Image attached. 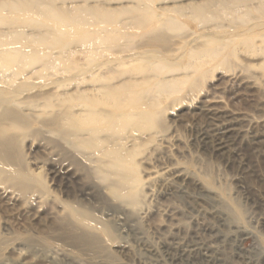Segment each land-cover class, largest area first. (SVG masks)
I'll use <instances>...</instances> for the list:
<instances>
[{
    "label": "bare ground",
    "instance_id": "bare-ground-1",
    "mask_svg": "<svg viewBox=\"0 0 264 264\" xmlns=\"http://www.w3.org/2000/svg\"><path fill=\"white\" fill-rule=\"evenodd\" d=\"M98 1L90 2V4L88 0H0V185L5 190L12 191V195L7 198L15 202L14 205L20 199L28 205H32L36 198H44L48 203L52 202L51 208L56 210L54 219L62 225L61 232L63 231L62 237L56 238V240L63 246L70 247L71 249H67L68 251L73 252V249L77 251L81 249L80 247H85L86 250H89L88 253L91 251L93 258L102 256L107 262L128 264L115 256L116 250L113 246L118 245L119 250L124 249L125 246L122 245L123 242H120L122 237L118 234L116 222L107 219L103 209L106 205L107 212L111 211L126 217L124 220L128 223H145L148 213L153 211L150 206V197L154 194L153 192L160 193L159 189L163 185L178 184L174 178L157 172L155 184H153L154 189L150 194L142 177L141 165L143 164H141L142 159L140 161V157L143 156L149 145L157 141L158 133L164 132L167 127V125L165 126V120H163L165 118L163 112L161 113L160 110L161 97L165 96L167 99L169 96L173 99L174 94H178L184 85L186 87L189 80L185 75V78L172 76L170 78H159L157 74L160 72L161 75L165 70L162 68L167 64L169 65L166 61L168 58L165 59L166 53L171 51L172 46H174V38H171L172 35L169 37L170 34L164 33L165 29L171 28L172 31L177 30V28L181 29L178 20L173 17L162 21L160 19L159 26L156 25L158 23L153 24L155 26V29H153L151 21H155L154 17L156 19L158 13L153 11L152 0H129L131 5H125L122 8H112L107 3H98ZM245 1L247 0H211L206 3L191 4L189 9L195 18L207 22L215 17H222L224 13L227 16V12L231 14V11L233 13L239 11L240 6L243 4L241 2ZM246 3L245 5L248 6ZM238 4L240 6H237ZM248 9L249 12H253L254 6L252 10L249 7ZM256 9L258 15H264V4L258 5ZM181 12L184 13L182 10ZM250 17L248 13H240L237 20L244 26L251 19ZM234 20L232 22L235 25L239 24ZM260 20L257 21L263 22L262 18ZM149 21L151 22V29L154 31L153 34H150V36L147 32L145 35H149V37L141 35L142 45L135 44L133 42L135 41L134 37L138 38L139 34L137 36L134 30L139 29L138 27ZM241 24L240 26H242ZM245 28L244 31L247 29ZM263 28V23H258L255 26V29H258L257 31L261 33L264 32ZM161 29L165 31L163 32ZM140 30L138 33L141 34ZM251 32H253V29ZM212 35L215 37L214 33ZM254 36L253 38H255ZM74 37L78 38L76 44L72 43ZM260 37L261 44L258 47L264 52V33L260 34ZM245 38L243 45L249 47L250 40L247 39V36ZM231 42L232 44L235 43V39ZM209 43L212 45L213 40H209ZM209 43L203 46L206 47ZM218 43L216 41L215 44ZM221 43H223V40ZM215 44L213 46L208 45L210 47L207 46L206 49L199 52H197V49L196 53L189 56L191 58L199 57L201 60V56L218 57L222 50L218 48L219 46L214 47ZM225 46L227 48L232 45ZM137 47H147V49L151 48L153 50L146 49L143 52H137ZM120 49L121 53L119 54L123 55L114 56ZM133 49L137 53L132 51ZM229 49L231 48L229 47ZM130 50L133 52L132 54H129ZM112 51L115 53L113 56L104 61L100 60V57L106 56L108 52ZM126 51L129 52L124 55ZM80 54L86 55V62H80L78 58ZM223 54L225 53L222 52L220 55ZM161 57L165 61L163 66L152 67L153 64L150 65V63L136 66V72L143 74L142 77L140 76L141 78L138 77L139 75L134 76V70H129L128 65H124L127 69H122L121 66V71H119V68L118 70L114 69L115 66L129 63L126 61L127 58L128 60L137 59L140 61L144 59L147 62L157 59L160 62L162 61V59L159 60ZM215 57L213 58L214 62ZM207 58L204 57L206 61L212 59L211 57ZM228 59L227 61H229ZM193 65L192 62L190 67ZM201 66L202 64L198 67L194 66V70L199 72ZM104 69L108 72H103ZM151 71L157 74L155 77L151 75L154 79L149 75H144V73ZM170 71H172V67ZM197 81H190L192 91L199 88L200 83ZM178 97H180L179 94ZM162 102L164 105L165 101ZM214 115H217V112ZM213 117L215 118V116ZM214 118L212 119L214 120ZM216 119L219 120V117ZM35 125H38V127L36 128ZM28 136L44 137L46 140L51 162L49 176L43 171L37 172L32 169L22 146L24 145L22 144L23 139ZM200 136L202 138L206 137L205 134H200ZM158 146L156 145L152 151L155 150L154 152H156L160 148ZM56 160H59V165L54 164ZM58 174H61L63 178L69 176V178L74 179L75 186L73 190H69L66 185H63L61 192L58 193L54 186ZM181 182H183L182 188H184L183 185L193 184L201 195L205 196L208 193V187L197 180H189L188 177H185ZM205 183L210 184V180L206 178ZM181 191L183 192L182 189ZM17 194L19 196H15ZM64 196L68 199H64ZM97 199L100 200L99 202L105 203L104 206L101 205L103 209L94 206L95 203L93 204V202ZM55 205L61 206V209L57 210ZM190 209L193 212L196 211L194 207ZM231 209L233 210L232 207ZM236 210L241 217L240 220H243L242 214L244 212L242 213L239 207ZM189 211L188 213H190ZM166 214L168 218L173 216H171V213L168 214V211ZM193 216L188 217L189 221L184 223L170 224L166 227L168 229L166 234L169 233L173 239L180 233H186L191 238H195L197 231L203 233L213 231L211 227L209 228V224L198 223ZM2 228L3 225L0 224V240L3 238ZM58 228L55 227L54 223L50 230L55 231ZM161 228L157 229L156 227L155 229L162 230ZM241 228L243 229V227H236V232ZM246 228L244 227L243 230H247ZM212 234L215 235L216 232H212ZM184 236L186 237V235ZM165 241L163 245L175 249L173 243H167L169 240ZM170 242L172 241L170 240ZM195 244L198 247L194 248L193 251L190 249L189 254H198L204 257L207 254L209 256L210 251L215 252L213 246L211 248L209 245L204 247L203 244L201 246L200 243ZM152 246L154 245L152 244ZM177 246L176 248H180L181 252L185 253L187 251L183 249L185 245L178 243ZM62 251L66 253V250ZM177 251L174 252L177 253ZM165 252H168V248L167 251L165 249ZM6 253L7 250L2 248L0 241V261ZM60 255V253L51 252L47 255V258L49 260L60 259L58 257ZM86 255L88 254L86 253ZM73 257L68 258L72 259ZM133 259L136 260L135 257Z\"/></svg>",
    "mask_w": 264,
    "mask_h": 264
},
{
    "label": "rangeland",
    "instance_id": "rangeland-1",
    "mask_svg": "<svg viewBox=\"0 0 264 264\" xmlns=\"http://www.w3.org/2000/svg\"><path fill=\"white\" fill-rule=\"evenodd\" d=\"M96 1L98 0H88L89 3H94ZM208 1L211 0H152L151 6H154L153 11L158 13L156 15L158 20L154 17L155 21H151L152 24L150 21L145 22L141 25L143 28H140V26L138 27L139 29L134 30L137 36L139 34V37L137 38L135 36V41L133 42L142 45V39H140L142 38L141 35H145L147 32L149 35H152L154 31L151 29V26L156 23H158L156 25L159 26L160 19L162 21L173 17L175 20H178L177 22L179 25L181 24L179 26L181 29L177 28V30L172 31L173 29L170 30L171 28H168V30L166 28L165 30H168V33L164 29H161L163 32L165 31L164 33L170 34L169 37L172 35L171 38H174V46H172L171 51L166 53V58L163 57L165 59L168 58L166 61L169 65L167 64L165 65L166 68L165 66L162 68L165 69L163 72L160 70L162 72L161 75L160 72L157 74L159 78H170L171 76L183 78L185 75L189 80V85L186 84V87L185 85L182 87V93H180L181 91L178 92L180 97H178L177 93L174 94V96L177 95L175 98L173 96V99H171V97L169 98V96L167 99L165 96H163L164 98L161 97L160 110L165 117L163 120H165V126L167 125V131L165 129L164 132H159L157 141L149 145L147 147L148 149H145L146 151L143 156L140 157V161L142 159L141 164H143L141 165L142 177L144 178V182H146L145 185L148 187H146V189L150 194H152V190L154 189L153 184H155L157 172H160V174L163 173L165 176L167 174V176L174 178L178 184L163 185L162 188L160 187L159 189L160 193L153 192L154 194L150 197V206L153 211L151 213L149 212L150 214L148 213L147 218H145V223H128L124 220L126 217L111 211L107 212L105 203L99 202L100 200L98 201V199L93 202V204L95 203L94 206L101 207L102 209V206L105 205V211L103 209V212L107 215V219L116 222V229L118 230V234L122 237L120 242H123L124 244L122 243V245L125 247L119 250V246L114 245L113 248L116 250L115 256L128 264H264V52L258 47L259 44H261L260 34L264 32L261 33L257 31L258 29H255L258 23L264 24V15H258L259 13L256 9L258 5L264 4V0H247L248 2H241L243 6L239 4L242 7L239 4L237 5L240 6L239 11L234 13L231 11V14L233 13L232 15L230 12H227V16L226 13H224L222 17L220 16L223 19L215 17L214 19L212 18L213 20L207 22L195 18L190 13L189 5L206 3ZM100 2L107 3L112 8H122L125 5H131L129 0H99L98 3ZM245 3L248 6H246ZM248 7L251 10L253 9V12H249ZM181 10L184 11V13L181 12ZM238 12L239 14L248 13L249 17L251 16V19L246 23L248 26L246 24L243 26V24L237 20V16L239 15L237 14ZM158 15L160 16L158 17ZM259 17L262 18L263 22L257 21H261ZM232 19H235L236 23L239 24L235 25ZM252 21L255 22L251 23ZM240 24L242 26H240ZM154 25L152 26L153 29H155ZM158 26H156V28H158ZM241 27L243 29H239ZM244 28L246 29L245 31ZM252 29L253 32H256V35L251 32ZM139 30L141 34L138 33ZM213 33L215 37L212 35ZM149 35L145 36L149 37ZM218 36L219 38H217ZM246 36L247 39L250 40L249 47L243 45ZM253 36L255 38H253ZM211 39L213 40L212 45L209 43ZM234 39L235 43L232 44L231 40L234 41ZM257 39L258 41H256ZM77 40V37L72 38V43L76 44L78 42ZM222 40L223 43H221ZM216 41L217 43L219 41L220 44L218 43L216 45ZM206 43H209L208 45L210 46L215 44L214 47L219 46L218 48H221L222 52L225 54L220 55L221 52L218 57L208 56L205 51L207 56L204 57H211L212 59H209L211 63L206 61L203 56L200 57L202 60L199 59V57L191 58L189 56L190 54L196 53L197 49V52L206 49L208 45L206 47L203 46ZM230 44L232 46H228ZM225 45L228 47L226 48ZM229 47L231 49H229ZM136 49L137 52H143L147 47H137ZM225 49L229 50L227 51ZM147 50L153 49L148 48ZM119 51L116 54L114 51H112L113 53L108 52V55L100 57V60L104 61L108 57L113 56V54H115L114 56L123 55L119 54L121 53V49ZM132 51L136 52L134 49ZM132 51H126L124 55H127V52L132 54ZM214 57L216 58V60L214 59L215 62L213 61ZM78 58L81 63L86 62V55L80 54ZM227 58H229V61H227ZM161 59L162 57L159 60ZM198 59L202 66L199 67L200 71L196 72L194 66L198 67V65H201ZM224 60L229 63H225ZM126 61L129 63L117 67L115 66L114 69L118 70L119 68V71H121L125 68L124 65H128V69L134 70L133 75H139L138 77L143 76V74L141 75V73L139 74L135 70L136 66L139 64L147 65V63H150V65L153 64L152 67H156L163 66L165 62L163 59L160 62L157 59H152L147 62L144 61V59L140 61L137 59L128 60V58ZM192 62L194 65L190 67ZM180 64H182L181 67ZM203 65L205 66L203 67ZM120 67L122 69H120ZM171 67L172 71H170ZM202 67L204 70L201 69ZM166 70L168 71L165 72ZM103 72L108 71L104 69ZM147 73H144V75H149L152 79L154 78L151 75H154V77L157 75L152 71ZM197 80L200 86L198 85L199 88L192 91L190 89V81ZM163 100L165 101L164 105L162 102ZM215 112H217V115H214ZM162 114L161 116L163 117ZM213 116H215V118ZM217 116L219 120L216 119L218 118ZM212 118H214V120ZM35 127L37 128L38 125H35ZM200 134H205L206 139L202 138ZM23 140V150L27 154L32 169L37 172L43 171L49 176V166L51 162L47 142L44 137L37 138L28 136ZM156 145H159L158 147L160 148L154 152L155 150H152ZM54 164L59 165V160H56ZM185 177H188L189 180H197L202 185L205 184L208 187V193H206L205 196L201 195L193 184L183 185L184 188H182L181 185L183 182H181V180ZM62 178V175L58 174L55 179L54 186L58 193L61 192L63 185H66L69 190H73L75 186L74 179L71 177L69 178V176ZM206 178L210 180V184L205 183ZM11 195L12 191L5 190V188L0 185V224L3 225L1 229L3 238L0 241L2 243V248H5L8 253L1 259L0 264H115L113 261L107 262L102 256L93 258L94 256L91 254V251L89 254V250H86L85 247H80L81 249H78L79 251L73 249L74 251L71 252L67 250L71 249L70 247L63 246L58 242L56 238L62 237L61 234L63 231L61 232L62 225L54 219L56 210L51 208L53 205L52 202L48 203L44 198H36V201L32 205H28L20 199L14 205L13 203L15 202L7 198ZM15 196L19 195L17 194ZM63 198L68 199L66 196ZM6 201L10 202L7 203ZM57 206V210H60L61 206ZM191 207H194L196 211L193 212L192 209H190ZM238 207L241 209L242 213L244 212L242 214L243 220H240L241 217L236 210ZM167 211L168 214L171 213V216H173L168 218L166 214ZM188 211L190 213H188ZM192 213L194 216L191 215ZM201 214L204 215L202 216ZM191 216L196 218L198 223L209 224V228L211 227V229H213L212 232H216V234L214 235L210 231H206V233L197 231L195 238H191L186 233H180L174 239L169 233L166 234V230H168L166 227L170 226V224L184 223L189 221L188 217ZM54 223L56 228L59 227V230H50V227ZM141 226L142 229L140 228ZM156 227L157 229L162 227V230H157L155 229ZM236 227H243V229L247 227V230L241 228V230L236 232ZM133 231L135 232L133 233ZM184 235H186V237ZM165 240H169L167 243H173L175 249L174 247L170 248L169 246L163 245V243L166 242ZM170 240L172 242H170ZM48 241L53 243L51 244ZM144 242H146L145 245ZM178 243L183 246L185 245L183 247V249L187 250L185 253L181 252L179 250L180 248H176L178 247ZM195 243H200V246L203 244L204 247H207V245L211 246V248L214 247L215 252L212 251V253L210 251V257L207 254L204 256L205 258L198 254H189L188 251H190V249L193 251L194 248L198 247ZM193 245L195 246L193 247ZM167 248L168 252H165ZM61 249L64 251L66 250L65 252L67 255ZM174 251H177V253ZM51 252L60 253L61 255L58 257H60L61 260L59 258L49 260L47 255L51 254ZM86 253L88 255H86ZM185 254L186 256H184ZM66 256L73 257V260ZM134 257L136 260L133 259ZM83 260L87 261L85 262ZM100 260L102 263L99 262ZM111 260L113 259L111 258ZM253 260L255 261L253 262ZM88 261L90 262L88 263Z\"/></svg>",
    "mask_w": 264,
    "mask_h": 264
}]
</instances>
